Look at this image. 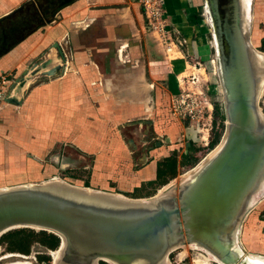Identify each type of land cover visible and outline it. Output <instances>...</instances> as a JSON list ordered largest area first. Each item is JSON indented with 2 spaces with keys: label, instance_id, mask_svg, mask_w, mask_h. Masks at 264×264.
I'll return each mask as SVG.
<instances>
[{
  "label": "rangeland",
  "instance_id": "374dc122",
  "mask_svg": "<svg viewBox=\"0 0 264 264\" xmlns=\"http://www.w3.org/2000/svg\"><path fill=\"white\" fill-rule=\"evenodd\" d=\"M34 1L23 2L11 17L0 19V51L8 45L2 40L6 33L12 31L11 42L16 43L42 27L39 24L45 21L41 8L43 3ZM127 1L133 22L142 31L143 44L147 42L151 46L150 49L142 46L145 54L144 80L153 86V91L146 87L149 90L145 96L146 104H130L129 115L115 104L113 119L103 115L90 117L102 125L98 133L89 132L84 121L81 124L68 122L70 118L67 119L69 129L57 132L58 117H43L42 110L34 111L33 118L26 115V95L32 84L21 91L20 83L28 67L49 62L48 59L45 61L47 49L37 47L39 53L29 61L25 60L22 69L0 72V187L59 178L126 196L146 195L158 191L170 179L159 186L154 173L153 178L147 180L152 182L146 183V180L138 181V171L156 167L157 162L174 153L178 174L173 181L178 182L182 173L194 167L216 147L224 123L220 126L217 119L213 121V103L221 107V93L212 38L204 17L198 21L186 19L181 25L173 19L174 27L169 15L178 10H171L166 5L167 0ZM251 12V38L256 46L264 34V0H252ZM36 25L39 26L32 30ZM179 26L186 27L187 42L189 34L196 38L198 48L195 53L184 49L186 42L180 35L184 29ZM117 58L119 62H129L124 52ZM102 73L104 78L110 77L113 82L121 83L123 72L119 67L104 68ZM42 74L47 73L44 71ZM40 80L42 77L34 83H40ZM12 92L14 95L11 97ZM15 96L20 99L16 100ZM257 105L264 113V88ZM60 123L63 124L62 121ZM48 127L52 132L47 131ZM215 136H218V141L208 149V142ZM86 144L89 147L83 151L79 145ZM187 152L189 158L183 157ZM240 241L247 252L264 255V198L245 216ZM6 246L5 238H0V264H50L51 257L54 259L52 253L57 250V247L48 249L34 240L28 243L27 254H22L25 252L17 246L11 251ZM181 251L185 253L182 255ZM200 254L204 252L180 247L168 254V264H204L200 263L203 259ZM22 256L27 259L21 260ZM98 264L108 263L98 261ZM207 264L218 263L209 261Z\"/></svg>",
  "mask_w": 264,
  "mask_h": 264
},
{
  "label": "water",
  "instance_id": "95a60500",
  "mask_svg": "<svg viewBox=\"0 0 264 264\" xmlns=\"http://www.w3.org/2000/svg\"><path fill=\"white\" fill-rule=\"evenodd\" d=\"M201 2L224 117L216 150L186 178L145 197L59 178L2 186L0 235L16 228L52 233L59 242L50 264H164L185 243L223 264H264L240 241L264 187V113L257 105L264 60L250 39L252 0Z\"/></svg>",
  "mask_w": 264,
  "mask_h": 264
},
{
  "label": "crops",
  "instance_id": "0c3cea01",
  "mask_svg": "<svg viewBox=\"0 0 264 264\" xmlns=\"http://www.w3.org/2000/svg\"><path fill=\"white\" fill-rule=\"evenodd\" d=\"M25 1L30 0H0V19L11 17L19 10H17L18 6ZM34 2L43 3L41 8L45 13L44 20L48 21L16 43L11 42L13 32L6 34L2 40L8 45L0 51V72H9L13 69H22L25 60L29 61L39 53L40 49L37 47L47 49L45 61L48 59L49 62L33 64L37 67V73L34 74L35 81L39 77H42V80L40 83L39 81L31 83L32 86L27 92L25 101L27 116L33 118L34 111L42 110L43 117L49 118L51 115L58 117L57 128L54 127L57 132L69 129L67 119L70 118L68 122L81 124L84 121L86 123L84 127H88L89 132L98 133L102 125L93 122L90 117L103 115L113 119L115 104L127 115L130 114V104L138 102L142 105L146 104L145 96L150 89L153 91V86L144 80L145 54L142 46L147 49L151 46L147 42L143 44L142 31L133 22L127 0H35ZM166 5L174 11L178 10L173 14L169 13L170 23L174 27L173 19L181 25L186 19L198 21L204 17L201 0H167ZM180 29H184L180 31V35L185 40L186 27ZM190 35L189 41L185 40L184 49L188 51L190 49L191 53H195L198 48L197 41ZM122 52L127 54L129 62L117 60V56L120 57ZM107 67L121 69L123 72L121 83L113 82L110 77H103V69ZM45 69H52L50 76L42 74ZM149 82L155 83L154 80ZM146 87L149 90H146ZM47 131L52 132L51 127H48ZM116 146L120 148V145ZM79 147L84 151L89 145H79ZM154 173L155 165L145 167L137 172L138 181L152 179ZM84 184L87 183L81 185ZM87 185L96 188L91 184ZM137 195L145 197V195Z\"/></svg>",
  "mask_w": 264,
  "mask_h": 264
},
{
  "label": "trees",
  "instance_id": "16d2710c",
  "mask_svg": "<svg viewBox=\"0 0 264 264\" xmlns=\"http://www.w3.org/2000/svg\"><path fill=\"white\" fill-rule=\"evenodd\" d=\"M11 33L12 31L9 32L8 34ZM256 46L258 50L264 52V36H261L259 38V43ZM213 111H214L213 121L217 119L220 126H222L224 117L221 107L219 108V105L217 103H213ZM217 141H218V136H215L212 140L208 142L207 148L208 149L212 148ZM183 157L189 158V152H187V154H184ZM176 161L177 160L175 159V155L174 153H172L171 155L165 157L162 161L156 163L155 179L159 181L158 182L159 186L166 183L169 179L175 176ZM151 182L152 181H147L146 183H151ZM84 186H88V185L84 184ZM154 192L155 191H152L150 194H147L145 196L152 195ZM130 197H140V196L133 195ZM0 238H5V240L7 241L6 247L9 249V251L13 250L14 247L17 246L19 247V249H21L22 252H25L22 254H27L26 253L27 246L31 240L37 241L38 243H40L41 245L45 246L48 249H55L59 242L58 237L53 235L52 233L45 232L42 230L34 231L33 229H29V228H16L9 230L3 233L2 235H0ZM38 260L39 261L41 260L40 257Z\"/></svg>",
  "mask_w": 264,
  "mask_h": 264
},
{
  "label": "bare ground",
  "instance_id": "6f19581e",
  "mask_svg": "<svg viewBox=\"0 0 264 264\" xmlns=\"http://www.w3.org/2000/svg\"><path fill=\"white\" fill-rule=\"evenodd\" d=\"M243 2L245 3V4H248V0H243ZM247 13V12H246ZM205 15V14H204ZM248 16V15H247ZM251 36H252V34L250 35V39H251V42H252V44L255 46V43H254V41L252 40V38H251ZM51 49H54V47H51ZM262 52V51H261ZM261 52H256L263 60H264V54L263 53H261ZM59 64V63H58ZM214 65H215V62H214ZM45 71H46V69H45ZM215 71H216V67H215ZM43 72V71H42ZM35 73H37V67L36 66H33V67H28L27 68V73H26V75H25V77H24V79L21 81V83H20V89H21V91H24L25 89H27L29 86H30V84L32 83L33 84V82L35 81V78H36V76L34 75ZM40 73V72H39ZM35 77V78H34ZM18 87V86H17ZM263 88H264V78L263 79H261V81L259 82V84H258V87H257V98H258V96H259V94L261 93V91L263 90ZM14 95V93L12 92V94H10V96L12 97ZM15 98H16V100H19L20 98L19 97H17V96H15ZM217 146L218 145H216V147L214 148V149H212L211 151H209L208 152V155H210V154H212L215 150H216V148H217ZM207 154V153H206ZM207 155V156H208ZM203 160H204V158L202 157L200 160H199V162L194 166V167H192L191 169H189V170H187L186 172H184V173H182L181 175H180V177H179V179H184V178H186L189 174H191L198 166H199V164L200 163H202L203 162ZM173 180H174V178L171 180L170 179V181H169V183H171V182H173ZM169 183H167V184H169ZM167 184H165L161 189H159L157 192H160ZM256 201H255V203L254 204H256L257 202H259L262 198H264V187L263 188H261V189H259L257 192H256ZM253 204V205H254ZM180 247H182V248H184V247H188V248H196V249H198V250H200V251H202V252H204V254L202 255V254H200L199 256H202L203 257V259L202 260H200V263H204V264H207V262H209V261H215V262H217L218 264H223V263H221V262H218L209 252H207L206 250H204L203 248H201L200 246H198L197 244H195V243H185V244H183V245H181V246H179V247H177V248H180ZM177 248H175V249H177ZM174 249V250H175ZM56 252H58V250H56V251H54L52 254L54 255L53 257H54V259L56 258V256H57V253ZM56 253V254H55ZM185 253V251H181V254L183 255ZM249 253V255H251L253 258H256V259H259L260 261H263L264 262V255H262V254H259V253H250V252H248ZM23 258V259H22ZM24 259H27V257H25V256H22L21 257V260H24ZM168 262H170L169 261V259H168V256H167V260H165V262H164V264H168ZM22 263H25V262H22ZM97 264H98V262H97ZM109 264V263H108Z\"/></svg>",
  "mask_w": 264,
  "mask_h": 264
}]
</instances>
